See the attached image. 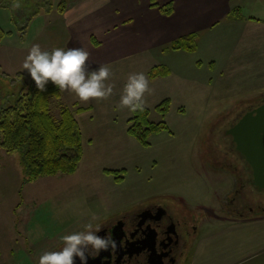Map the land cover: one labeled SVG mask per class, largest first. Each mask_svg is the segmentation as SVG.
Wrapping results in <instances>:
<instances>
[{"label": "rangeland", "instance_id": "rangeland-1", "mask_svg": "<svg viewBox=\"0 0 264 264\" xmlns=\"http://www.w3.org/2000/svg\"><path fill=\"white\" fill-rule=\"evenodd\" d=\"M81 1L97 13L84 17L78 32L85 38L91 32L102 42L97 50L114 73L108 81L114 84L113 95L87 103L67 91L60 98H51L55 119H60L61 107L72 108L76 102L94 107L89 114L76 115L83 131L84 156L74 174L44 176L24 184L23 150L9 153L0 147V264H38L45 251L60 250L62 236L83 230L93 215L96 223L153 197L184 198L193 211H208L207 218H242L218 211L219 200L235 184L218 167L238 175L224 149L228 132L237 116L264 99V0H246L239 12L249 20L244 31L219 37L213 57L220 58L221 74L211 84L183 83L177 77L150 80L147 71L161 52L148 49L147 37L141 40L127 33L128 18H140L137 24H142L144 0L132 4L131 0H19V9L12 8L13 0H0L4 35L0 42V106L13 103L22 88L31 84L23 63L33 44L51 51L67 43L61 4L69 7ZM141 31L139 26L137 34ZM196 42L206 58L208 45L204 39L198 41L197 34ZM88 52L90 64L92 53ZM139 72L147 76L153 90L145 94L151 121H165L171 130L152 135L149 147L128 134L133 112L118 106L128 75ZM167 98L171 109L163 117L155 108ZM105 169H125L124 179L117 181ZM247 196L241 212L252 206L264 215V191ZM246 214L244 218L256 216ZM205 231L200 230L202 235ZM26 240L33 245L25 244Z\"/></svg>", "mask_w": 264, "mask_h": 264}, {"label": "crops", "instance_id": "crops-1", "mask_svg": "<svg viewBox=\"0 0 264 264\" xmlns=\"http://www.w3.org/2000/svg\"><path fill=\"white\" fill-rule=\"evenodd\" d=\"M245 1L144 0L141 17L142 24H137L140 18L133 16L128 18L127 33L131 37L137 38L140 36L141 40L147 37L148 39L146 40L149 42L148 49H155L156 52H161L160 55L155 57V61L151 63L150 68L163 65L169 68L171 72L166 77L151 79L149 70L147 72L150 80L177 77L183 83L199 81L204 84H211L213 77L221 74L219 72L221 70L219 65L220 58L213 57V54L217 53L214 50L216 49L214 46L217 44L219 37L235 35L238 29L239 32L240 30L244 31L243 27L247 26L249 20L239 12L243 8ZM255 1L258 2L259 0ZM130 2L132 4L133 0ZM170 3L173 5V11L171 14H167L162 8ZM85 5V2L82 1L73 3L69 7L65 2L61 4L64 17L61 25L67 29V43L60 48L86 47L92 53L88 67L89 70H93L100 65L109 63L105 58L104 60L100 59L101 56L97 49L101 47L102 42L97 36L87 32L85 38L84 34L82 36L78 32V25L81 20L86 16L97 13L92 5ZM237 9L239 11L236 13L235 10ZM104 23L107 25L106 21ZM139 26L142 31L137 34ZM233 29L234 33L232 32ZM191 33H196L198 41L204 39L208 45L209 50L206 58L201 56L200 53L202 51L199 48L193 52L164 50L174 40ZM78 36L83 39H78ZM146 40L144 41L145 44ZM79 107L88 109L79 113L77 112ZM72 108H74L75 116L77 114H89L92 110L94 111L93 105L85 106L80 105L78 102L74 103ZM182 200L189 205L184 198ZM259 214L254 217H242L240 219L219 217L216 220L215 217L207 218L201 226L202 230L207 229V231L203 235L202 232L198 235L194 243V250L190 255L189 264H264V215L260 216ZM27 242L29 240H26L25 244ZM30 244L33 245V243ZM28 251L32 254L31 249Z\"/></svg>", "mask_w": 264, "mask_h": 264}, {"label": "trees", "instance_id": "trees-1", "mask_svg": "<svg viewBox=\"0 0 264 264\" xmlns=\"http://www.w3.org/2000/svg\"><path fill=\"white\" fill-rule=\"evenodd\" d=\"M60 10H63L62 6ZM162 10L171 14L172 3L164 6ZM3 38L0 27V42ZM196 49V34L191 33L171 42L165 51L193 52ZM170 73L169 68L158 65L150 69L149 77H166ZM61 95L62 92L51 82L46 85V91L40 92L32 80L27 89L22 88L13 103L0 106V147L9 153L23 150L26 167L24 184L44 176L74 174L83 159V132L73 110L68 106L61 107L59 120L51 113V98H60ZM87 109L79 107L77 112ZM155 109L166 117L171 109V100H163ZM150 114L151 110L145 106L143 112H133V116L128 119V134L144 147L150 146L152 135L171 132L165 121H151ZM125 171L104 170L106 174L115 176L117 181L124 179Z\"/></svg>", "mask_w": 264, "mask_h": 264}, {"label": "flooded vegetation", "instance_id": "flooded-vegetation-1", "mask_svg": "<svg viewBox=\"0 0 264 264\" xmlns=\"http://www.w3.org/2000/svg\"><path fill=\"white\" fill-rule=\"evenodd\" d=\"M263 105L264 99L249 105L234 119L231 127L244 115ZM229 135L224 149L229 155L230 164L239 173L235 175L225 166L218 167L235 179L232 189L219 200L218 211L242 217L248 215L246 213L257 215L252 206H248V212L240 210L244 198L248 197L247 193H259V190L252 183L251 168L238 151L234 136ZM231 148L232 152L229 153L228 149ZM207 212L193 211L183 200L174 197H153L132 209L115 211L110 217L101 218L96 223L103 227L99 234L110 233L117 241L118 248L90 255L88 264H189L200 227L208 217ZM76 264H80L78 258Z\"/></svg>", "mask_w": 264, "mask_h": 264}, {"label": "clouds", "instance_id": "clouds-1", "mask_svg": "<svg viewBox=\"0 0 264 264\" xmlns=\"http://www.w3.org/2000/svg\"><path fill=\"white\" fill-rule=\"evenodd\" d=\"M19 0H13L12 8H21ZM90 53L82 47L53 48L42 50L33 44L26 56L23 69H26L36 88L46 91L51 82L61 92L73 93L82 103L90 100H107L113 95L114 84L108 83L114 73L109 65H100L89 70ZM149 80L143 72L130 73L123 86L119 107L131 112H143L146 106L145 94H151ZM97 217L83 226V230L62 236L63 246L58 251H45L38 264H88L90 255H99L102 251L116 250L117 241L110 233L101 236L102 225L94 223Z\"/></svg>", "mask_w": 264, "mask_h": 264}, {"label": "water", "instance_id": "water-1", "mask_svg": "<svg viewBox=\"0 0 264 264\" xmlns=\"http://www.w3.org/2000/svg\"><path fill=\"white\" fill-rule=\"evenodd\" d=\"M229 133L252 171V183L264 191V105L244 115Z\"/></svg>", "mask_w": 264, "mask_h": 264}]
</instances>
